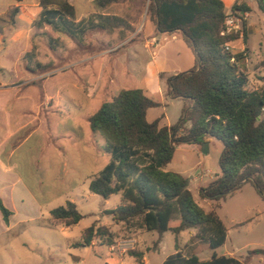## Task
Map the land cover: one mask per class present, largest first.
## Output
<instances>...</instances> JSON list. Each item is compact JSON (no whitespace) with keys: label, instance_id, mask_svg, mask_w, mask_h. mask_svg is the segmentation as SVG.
Returning a JSON list of instances; mask_svg holds the SVG:
<instances>
[{"label":"rangeland","instance_id":"374dc122","mask_svg":"<svg viewBox=\"0 0 264 264\" xmlns=\"http://www.w3.org/2000/svg\"><path fill=\"white\" fill-rule=\"evenodd\" d=\"M69 1L84 31L75 38L36 26L40 0H0V100L3 116L12 112L9 129L0 131V161L11 167L0 170V196L13 212L9 225L0 212V264H162L177 251L201 261L216 253L264 264V255L249 256L264 250V198L252 183L220 202L217 214L228 235L215 250L196 237L195 229L179 236L166 232L158 247L156 231H137L131 239L120 231L109 248L99 240L81 245L84 230L96 223L123 230L108 214L121 205V194L105 200L89 190L92 177L111 160L105 139L90 128V116L121 90L139 88L159 103L148 111V120L176 125L184 103L169 96L160 74L192 69L195 56L180 37L158 33L138 0L106 10L96 0ZM246 2V34L240 32V40L230 46L235 53L245 50L241 67L254 90L264 86V0ZM16 6L21 11L14 24ZM223 148L214 138L203 148L181 144L166 167L188 178L189 189L206 210L213 203L202 199L200 191L221 176ZM68 201L76 203L82 220L70 228L52 223L50 211ZM131 251L143 252V263Z\"/></svg>","mask_w":264,"mask_h":264},{"label":"trees","instance_id":"16d2710c","mask_svg":"<svg viewBox=\"0 0 264 264\" xmlns=\"http://www.w3.org/2000/svg\"><path fill=\"white\" fill-rule=\"evenodd\" d=\"M123 1L126 0H96V4L106 10ZM138 1L147 7V16L158 33L183 39L195 56V65L170 77L160 74V78L166 79L169 96L184 103L176 125H162V118L150 122L148 111L159 103L139 88L121 90L90 116V128L105 139L104 149L111 160L92 177L89 190L105 200L121 194V205L108 214L123 230L96 223L84 230L81 245L91 246L94 240H99L109 248L116 244L120 231L128 239L137 231H156L159 239L155 247H158L166 232L179 236L195 229L196 237L208 241L215 250L226 243L228 235L217 214L220 202L245 183H252L264 198V86L250 88L249 74L241 67L245 50L235 53L230 46L240 40V32H226L227 19L240 16L241 32L246 34L244 16L250 7L246 0L235 1L230 10L223 0ZM40 6L38 28L49 26L74 38L84 33L77 23L76 8L69 0H40ZM20 11V6L13 9L12 23L15 24ZM211 138L220 140L224 148L219 160L221 176L200 191L202 199L213 203L206 210L189 189L188 178L167 171L166 167L181 144L203 148ZM0 212L9 225L13 212L1 196ZM50 216L52 223L67 228L83 218L71 201L52 209ZM130 253L143 263V252ZM258 254L264 255V250L249 252V256ZM247 262L248 259L242 261L216 253L211 260L201 261L197 256L187 257L177 251L162 264Z\"/></svg>","mask_w":264,"mask_h":264},{"label":"crops","instance_id":"0c3cea01","mask_svg":"<svg viewBox=\"0 0 264 264\" xmlns=\"http://www.w3.org/2000/svg\"><path fill=\"white\" fill-rule=\"evenodd\" d=\"M224 1V3H225V5H226V7H227V9L228 10H230V8L232 7V5L235 3V1H237V0H223ZM17 2V1H16ZM18 3V2H17ZM248 14V13H247ZM246 14V15H247ZM176 36H173V38H175ZM178 37V36H177ZM186 44V43H185ZM157 47H158V45H157ZM188 47V46H187ZM189 48V47H188ZM190 49V48H189ZM191 50V49H190ZM193 53V52H192ZM161 71H163L162 69H161ZM176 74V73H175ZM1 87H3V84H1V86H0V89H1ZM5 105V103H3L2 102V100H0V131L2 130V129H9V120L12 118V112H9L8 114H9V116L7 117V118H5L4 116H3V114H2V106H4ZM4 120H7L8 122L6 123V124H4ZM11 131H12V129H11ZM10 132V131H9ZM13 135H14V133H9L8 135H7V138L8 139H11L12 137H13ZM8 153V152H7ZM2 154H0V156H1ZM9 168H11V167H6V166H4V164L0 161V170H3L4 172H5V169L7 170V169H9ZM12 170V169H11ZM12 192H13V190L11 189L10 190V194H9V196H12L13 194H12ZM4 202V201H3ZM5 204V203H4Z\"/></svg>","mask_w":264,"mask_h":264},{"label":"built area","instance_id":"2783aa9c","mask_svg":"<svg viewBox=\"0 0 264 264\" xmlns=\"http://www.w3.org/2000/svg\"><path fill=\"white\" fill-rule=\"evenodd\" d=\"M227 33H239L243 28V19L240 16H230L226 22ZM227 50H230V47L227 46Z\"/></svg>","mask_w":264,"mask_h":264}]
</instances>
